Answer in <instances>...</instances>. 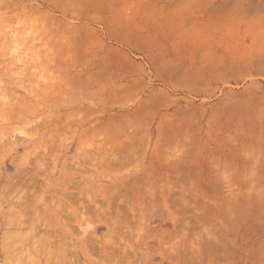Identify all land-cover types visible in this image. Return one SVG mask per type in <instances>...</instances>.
Instances as JSON below:
<instances>
[{
	"label": "rangeland",
	"instance_id": "obj_1",
	"mask_svg": "<svg viewBox=\"0 0 264 264\" xmlns=\"http://www.w3.org/2000/svg\"><path fill=\"white\" fill-rule=\"evenodd\" d=\"M131 7L0 0V264H264V73L165 89L159 128L93 105L113 73L71 50Z\"/></svg>",
	"mask_w": 264,
	"mask_h": 264
},
{
	"label": "crops",
	"instance_id": "obj_2",
	"mask_svg": "<svg viewBox=\"0 0 264 264\" xmlns=\"http://www.w3.org/2000/svg\"><path fill=\"white\" fill-rule=\"evenodd\" d=\"M233 1L220 8L225 1L131 0L129 15L115 18L114 29L109 24L108 34L115 31L110 40L96 37L84 53L87 42L80 40L79 48L71 50V58H91L93 74L113 73L107 80L96 79L92 96H101L92 104L113 106L140 123L152 109L162 114L166 105L156 122L159 128L182 110L176 99L164 96L165 89H209L216 76L227 81L264 73V14L260 16L256 0Z\"/></svg>",
	"mask_w": 264,
	"mask_h": 264
},
{
	"label": "bare ground",
	"instance_id": "obj_3",
	"mask_svg": "<svg viewBox=\"0 0 264 264\" xmlns=\"http://www.w3.org/2000/svg\"><path fill=\"white\" fill-rule=\"evenodd\" d=\"M103 152H104V150H103ZM132 153V152H131ZM110 155V154H109ZM179 163V162H178ZM182 164V163H181ZM23 175V174H22ZM14 177V176H13ZM65 185V184H64ZM65 187V186H64ZM16 191V190H15ZM51 191V190H50ZM44 192V191H43ZM37 193V192H36ZM60 193V192H59ZM10 195V194H9ZM19 197V196H18ZM7 203V202H6ZM46 204V203H45ZM2 206V205H1ZM33 206V205H32ZM11 207V206H10ZM45 211V210H44ZM24 213V212H23ZM31 213H33V212H31ZM59 213V212H58ZM96 214V213H95ZM32 215V214H31ZM82 215V214H81ZM33 216V215H32ZM18 217V216H17ZM49 217V216H48ZM8 218H9V216H8ZM128 224V223H127ZM37 225H39V224H37ZM14 232V231H13ZM19 232V231H18ZM42 232H44V231H42ZM21 234V233H20ZM28 235V234H27ZM8 236V235H7ZM11 236V235H10ZM52 236V235H51ZM56 237V236H55ZM16 238V237H15ZM14 238V239H15ZM26 239V238H25ZM81 239V238H80ZM36 240V239H35ZM44 240V239H43ZM91 240V239H90ZM93 240V239H92ZM117 243V242H116ZM8 245V244H7ZM49 245V244H48ZM3 246V245H2ZM20 246H21V244H20ZM40 246V245H39ZM43 246V245H42ZM7 248H9V247H7ZM47 248V247H46ZM53 248V247H52ZM58 249V248H57ZM97 249V248H96ZM47 250V249H46ZM91 250V249H90ZM8 251V250H7ZM10 251V250H9ZM21 251V250H20ZM99 251V250H98ZM26 253V252H25ZM96 254V253H95ZM14 255V254H13ZM121 256V255H120ZM48 257V256H47ZM51 258V257H50ZM125 258H126V256H125ZM35 259V258H34ZM5 260H7V259H5Z\"/></svg>",
	"mask_w": 264,
	"mask_h": 264
}]
</instances>
